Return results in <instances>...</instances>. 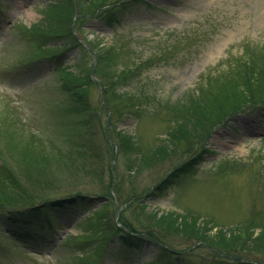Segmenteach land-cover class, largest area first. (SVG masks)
I'll list each match as a JSON object with an SVG mask.
<instances>
[{
	"label": "rangeland",
	"instance_id": "374dc122",
	"mask_svg": "<svg viewBox=\"0 0 264 264\" xmlns=\"http://www.w3.org/2000/svg\"><path fill=\"white\" fill-rule=\"evenodd\" d=\"M120 4L110 18L114 6L82 16L77 0H0V166L65 158L47 187L23 181L49 204L0 207V264H264L263 247L251 246L264 232V103L187 148L172 143L169 110L230 60L260 54L264 65V0ZM71 9V21L60 18ZM124 69L119 92L139 99L137 114L112 113L104 98V71ZM35 145L39 157L27 156ZM161 218L242 233L249 250L212 249L161 229ZM115 223L139 236H113L94 257L96 232Z\"/></svg>",
	"mask_w": 264,
	"mask_h": 264
},
{
	"label": "trees",
	"instance_id": "16d2710c",
	"mask_svg": "<svg viewBox=\"0 0 264 264\" xmlns=\"http://www.w3.org/2000/svg\"><path fill=\"white\" fill-rule=\"evenodd\" d=\"M80 4V11L82 16H88L90 14H95L106 6H114L109 9L110 18L114 14L112 12L115 8L119 7L116 4L122 5L124 0H77ZM73 8V5H72ZM74 10V9H73ZM73 10L68 11V14L60 15L63 20L71 21L73 17ZM57 33L61 35L63 32H59L57 28ZM58 35V34H57ZM112 55V56H111ZM114 55L117 56L116 53ZM111 51L107 54H101V61H103L102 66L107 58L114 57ZM260 55V54H259ZM259 55L249 56L246 61L243 59L239 61L230 60L228 69L223 73L215 74L213 72L219 70L215 68L212 73L203 76L202 82L198 87V94H190L183 102H177L169 110L172 112L173 121L175 122L173 130L170 132L172 143L175 145H181L187 148L194 145L195 142L204 138L208 132L214 130L222 122L228 119L230 116L236 113L242 112L246 108H250L253 105L264 103V65L259 59ZM103 69V68H102ZM131 70H122L118 73H111L110 71H105L103 73V78H106L107 87H109L108 93L104 95L106 104L111 109L112 113L123 114L126 112H132L137 114L138 111V101L135 96L130 93H120L119 89L122 82L127 80L131 75ZM75 78V77H74ZM103 78L100 76L101 81ZM104 83V82H102ZM120 143L123 145L131 146L130 138L125 135H120ZM132 147V146H131ZM34 153H28L27 156L36 155L39 157L38 146L35 145ZM157 155V154H156ZM159 155V154H158ZM45 158H40L46 160L47 164H39L27 159L25 161L19 159L17 156L11 157V163L3 162L0 166V207L3 209H20V208H31L39 204V199L42 201H50L51 197H46L48 193L42 195H34L32 191H29L26 187V182L37 183L39 189L47 187V182L50 184L52 181H47L51 176H47L51 172L53 166H57V163H64V159L60 156L54 161L49 154L42 155ZM154 156V155H153ZM51 157V158H50ZM68 160L73 162V158ZM152 155L150 156H140L141 161H151ZM26 181V182H23ZM46 183V184H45ZM86 198V197H85ZM93 197H88V201ZM47 199V200H46ZM38 200V201H37ZM66 200L59 199L52 202L54 206L62 205ZM87 201V200H85ZM68 202V201H67ZM82 203V201H78ZM47 204V202H46ZM152 218H150L151 220ZM166 219V220H163ZM158 222L166 223L164 226H160L163 230H169L174 232L177 236L192 237L201 242L205 246L212 249H217L230 253H244V251L249 250L247 247L249 241L245 240L242 233H232L230 236L227 233H217L215 235L210 234L207 228L197 227V221H190L185 219L180 224L173 218H161ZM115 226L107 227L102 229L98 236L96 232V237L93 242L96 243V258L100 257L103 249L109 245L112 241L113 236L122 234V238L125 243H130L128 237L124 233L129 234V236H139L136 232H124L119 227ZM257 236L256 240H253V245L258 250L263 247L264 249V232ZM85 243V241H83ZM91 240H87L86 243H90ZM166 250L163 251L165 253ZM94 262L96 260L93 258ZM156 263H160L158 260Z\"/></svg>",
	"mask_w": 264,
	"mask_h": 264
}]
</instances>
